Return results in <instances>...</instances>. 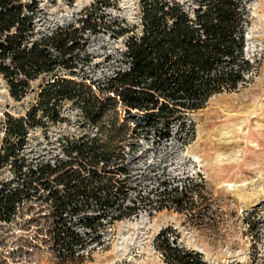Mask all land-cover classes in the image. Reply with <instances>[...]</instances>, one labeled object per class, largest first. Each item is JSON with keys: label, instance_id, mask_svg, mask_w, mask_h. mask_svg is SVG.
Returning a JSON list of instances; mask_svg holds the SVG:
<instances>
[{"label": "trees", "instance_id": "1", "mask_svg": "<svg viewBox=\"0 0 264 264\" xmlns=\"http://www.w3.org/2000/svg\"><path fill=\"white\" fill-rule=\"evenodd\" d=\"M247 1L140 0V22L129 26L107 11L111 0H94L76 22L44 32L37 29L38 0H0V75L15 99L35 93L24 115L5 111L0 119V223L39 202L53 249L74 256L100 240L101 228L143 210L196 206L194 182L163 180L145 192L129 155L141 138L160 145L176 130L186 141L192 113L247 81ZM101 31L124 38V49L112 74L93 79L85 74L93 58L87 34ZM68 106L95 131L64 134L62 156H28L33 130L66 121ZM156 248L169 264H208L165 231Z\"/></svg>", "mask_w": 264, "mask_h": 264}, {"label": "rangeland", "instance_id": "2", "mask_svg": "<svg viewBox=\"0 0 264 264\" xmlns=\"http://www.w3.org/2000/svg\"><path fill=\"white\" fill-rule=\"evenodd\" d=\"M93 1L38 0L37 29L45 32L76 22ZM111 3L107 11L112 16L125 25L139 24L140 0ZM246 6L245 55L253 65L247 81L214 95L192 113L188 117L192 136L186 141L178 138L176 130L160 145L153 138H141L129 155L134 181L145 192L157 189L163 180L180 187L194 182L201 193L194 196L196 206L184 211L143 210L101 228L99 241L74 256H64L53 249L47 209L38 202L13 223H0V260L6 258L7 264H169L156 248V238L165 231L172 241L201 252L208 264H264V0H248ZM87 38L86 51L93 58L85 74L93 79L112 74L120 64L125 39L107 31L89 32ZM34 97L30 92L24 99H15L0 75V119L5 111L24 115ZM64 113L67 120L61 124L33 130L25 148L28 156L47 160L62 156L64 134L95 131L81 126L73 107ZM250 132L259 134L244 139Z\"/></svg>", "mask_w": 264, "mask_h": 264}, {"label": "bare ground", "instance_id": "3", "mask_svg": "<svg viewBox=\"0 0 264 264\" xmlns=\"http://www.w3.org/2000/svg\"><path fill=\"white\" fill-rule=\"evenodd\" d=\"M259 134V132H250V133H248L247 135H245V137H244V139L246 138V139H250V138H252V135H256V134ZM261 134V133H260ZM253 141V140H252ZM255 146H258V144H255Z\"/></svg>", "mask_w": 264, "mask_h": 264}]
</instances>
